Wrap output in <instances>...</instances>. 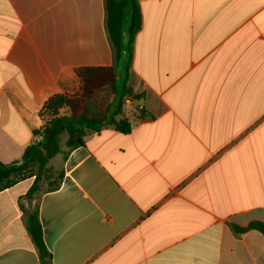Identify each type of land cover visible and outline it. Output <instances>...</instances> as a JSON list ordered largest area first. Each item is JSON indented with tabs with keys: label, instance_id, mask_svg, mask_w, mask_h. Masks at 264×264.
I'll use <instances>...</instances> for the list:
<instances>
[{
	"label": "crops",
	"instance_id": "obj_1",
	"mask_svg": "<svg viewBox=\"0 0 264 264\" xmlns=\"http://www.w3.org/2000/svg\"><path fill=\"white\" fill-rule=\"evenodd\" d=\"M138 5L127 86L144 114L50 159L30 201L33 177L0 192V264H40L33 209L51 264H264V235L231 228L264 223V0ZM115 64L105 0H0V162L77 68Z\"/></svg>",
	"mask_w": 264,
	"mask_h": 264
},
{
	"label": "trees",
	"instance_id": "obj_2",
	"mask_svg": "<svg viewBox=\"0 0 264 264\" xmlns=\"http://www.w3.org/2000/svg\"><path fill=\"white\" fill-rule=\"evenodd\" d=\"M105 7L109 42L113 48L115 62L123 60L124 76L122 77L117 70L116 64L77 68L75 73L80 80L78 91L72 94L53 95L42 107L43 114L48 115L49 120L42 130L41 141L27 147L20 160L8 164L0 162V192L21 180L33 177L32 184L25 195L30 201L39 188L47 163L54 156L59 153L66 156L70 150L82 146L89 134L103 126H111L123 134L129 132V123L123 115L122 104L125 96L133 101L140 99V95H134L127 86V80L133 41L141 27V13L138 0H105ZM126 15L128 16L127 25H125ZM101 86H108L111 90L108 104L101 115L92 116L88 113L87 102L90 100L92 91ZM63 107H66L68 112L61 115L58 112ZM138 114L142 116L144 110L138 111ZM62 134L67 136L65 151L60 149ZM32 165H35L34 170L31 169ZM48 186L53 189L56 182H50ZM231 228L235 234L255 230L264 235V223L258 221H252L246 227L232 225ZM26 229L37 249L40 264H51V256L43 241L37 209L26 214Z\"/></svg>",
	"mask_w": 264,
	"mask_h": 264
},
{
	"label": "rangeland",
	"instance_id": "obj_3",
	"mask_svg": "<svg viewBox=\"0 0 264 264\" xmlns=\"http://www.w3.org/2000/svg\"><path fill=\"white\" fill-rule=\"evenodd\" d=\"M127 23H128V16L126 15L125 25H127ZM119 71L123 77L125 74V70H124L123 65H120ZM110 93H111V90L108 86H101V87L94 89L92 91L91 96H90V100L87 102L88 113L92 116L101 115L106 110L108 100L110 97ZM133 108H136V107H134V103H131V105H126L123 103L122 104L123 115H125V113H129V111L133 112ZM67 112H68L67 108L63 107L59 110L58 113L61 115H64V114H67ZM46 119L48 120L49 117H46ZM61 139H63V138H61ZM56 157L57 158L52 160V162L50 164L53 168L56 167V165L58 163V159H59L58 157L59 156H56ZM55 178H56V176H54L53 171L49 170V175H48L49 181L52 182V179H55Z\"/></svg>",
	"mask_w": 264,
	"mask_h": 264
},
{
	"label": "built area",
	"instance_id": "obj_4",
	"mask_svg": "<svg viewBox=\"0 0 264 264\" xmlns=\"http://www.w3.org/2000/svg\"><path fill=\"white\" fill-rule=\"evenodd\" d=\"M133 102L134 101L128 96H125L123 98V103L126 104V105H131V103H133ZM136 109H137V112L143 110V108L141 106L137 107ZM42 130L43 129L36 131L38 133L33 135V142L32 143H38V142L41 141V139H42Z\"/></svg>",
	"mask_w": 264,
	"mask_h": 264
}]
</instances>
